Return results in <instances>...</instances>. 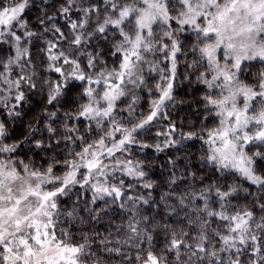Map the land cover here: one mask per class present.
I'll return each instance as SVG.
<instances>
[{"label": "snow or ice", "instance_id": "1", "mask_svg": "<svg viewBox=\"0 0 264 264\" xmlns=\"http://www.w3.org/2000/svg\"><path fill=\"white\" fill-rule=\"evenodd\" d=\"M0 264H264V0H0Z\"/></svg>", "mask_w": 264, "mask_h": 264}, {"label": "trees", "instance_id": "2", "mask_svg": "<svg viewBox=\"0 0 264 264\" xmlns=\"http://www.w3.org/2000/svg\"><path fill=\"white\" fill-rule=\"evenodd\" d=\"M50 12H53L54 9H49ZM30 22L33 25V27H36L38 22L35 19L36 13L33 11L31 13H28ZM41 42L39 40L34 42L33 48V56H34V62L39 65L40 60H41V53L39 52L38 48L40 46ZM257 69H253L252 71H256ZM196 85H193V88H187L185 86L179 87L177 89V96L178 97H185V94L188 93L189 95L192 94V91L194 88H196ZM198 98V95H197ZM190 104H194V101H189ZM42 107V97L40 94H30V103L26 104L24 106V114L23 117L19 122L14 124L13 127V136L18 137L22 136L24 131L26 130L27 125L30 122H33L37 116V114L40 111V108ZM183 111H181V115H185L186 112H189V106L188 105H183L181 106ZM192 119L194 122L198 124L199 122V117L193 116ZM166 123L165 121H161L160 124ZM159 130V126L155 129L152 130L151 133L143 135L139 137V139L145 143H148L150 145L155 144L159 140H162L163 137H156L155 136V131ZM199 148L198 142H190L189 145V150L192 152H197V149ZM176 149H166L164 152L157 153L154 151L153 148L149 147L147 149H139V148H134L133 153L131 154L134 158L136 159H142L145 161V170L147 172V179H150L154 184H156L157 189L154 191L155 196H159L160 190L164 187L167 176H168V168L166 166L168 159L174 158L177 155ZM131 183V181H128ZM144 190L142 189H137V192H143ZM82 192L81 189L76 188L73 190L72 193H70L69 197L63 198L65 206H71V204L75 201L77 194H80ZM90 194L88 192L83 193V199H89ZM241 206H243V201L241 200ZM103 227V225H101ZM160 240L163 239V237H159ZM159 246V245H158Z\"/></svg>", "mask_w": 264, "mask_h": 264}, {"label": "rangeland", "instance_id": "3", "mask_svg": "<svg viewBox=\"0 0 264 264\" xmlns=\"http://www.w3.org/2000/svg\"><path fill=\"white\" fill-rule=\"evenodd\" d=\"M76 189V188H75ZM90 195H91V193L90 192H88Z\"/></svg>", "mask_w": 264, "mask_h": 264}]
</instances>
